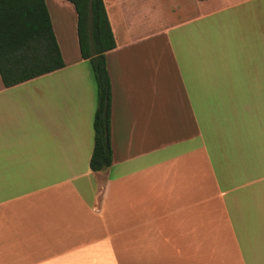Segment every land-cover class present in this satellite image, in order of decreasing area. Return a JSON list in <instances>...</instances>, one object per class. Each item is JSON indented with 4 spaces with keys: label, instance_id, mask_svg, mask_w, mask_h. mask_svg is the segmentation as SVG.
I'll use <instances>...</instances> for the list:
<instances>
[{
    "label": "crops",
    "instance_id": "1",
    "mask_svg": "<svg viewBox=\"0 0 264 264\" xmlns=\"http://www.w3.org/2000/svg\"><path fill=\"white\" fill-rule=\"evenodd\" d=\"M103 1L109 168L89 166L71 3L45 0L64 67L0 78V264H264V0H191L161 26Z\"/></svg>",
    "mask_w": 264,
    "mask_h": 264
},
{
    "label": "trees",
    "instance_id": "2",
    "mask_svg": "<svg viewBox=\"0 0 264 264\" xmlns=\"http://www.w3.org/2000/svg\"><path fill=\"white\" fill-rule=\"evenodd\" d=\"M76 12L80 55L96 87L91 171L112 163L111 83L106 53L116 47L103 0H67ZM64 67L45 0H0V78L8 88Z\"/></svg>",
    "mask_w": 264,
    "mask_h": 264
},
{
    "label": "rangeland",
    "instance_id": "3",
    "mask_svg": "<svg viewBox=\"0 0 264 264\" xmlns=\"http://www.w3.org/2000/svg\"><path fill=\"white\" fill-rule=\"evenodd\" d=\"M131 3L137 6V14L142 20L145 17L154 19L156 25L161 26L162 23L171 20V16L176 13L180 5L187 6L191 0H131Z\"/></svg>",
    "mask_w": 264,
    "mask_h": 264
}]
</instances>
